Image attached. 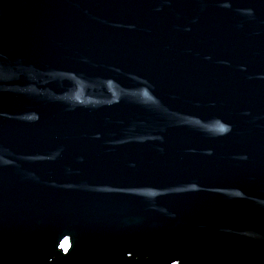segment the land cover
Here are the masks:
<instances>
[{"label":"water","instance_id":"95a60500","mask_svg":"<svg viewBox=\"0 0 264 264\" xmlns=\"http://www.w3.org/2000/svg\"><path fill=\"white\" fill-rule=\"evenodd\" d=\"M0 264H264V0H0Z\"/></svg>","mask_w":264,"mask_h":264}]
</instances>
